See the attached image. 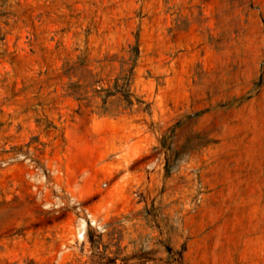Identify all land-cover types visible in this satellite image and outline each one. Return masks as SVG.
Wrapping results in <instances>:
<instances>
[{
  "label": "rangeland",
  "instance_id": "374dc122",
  "mask_svg": "<svg viewBox=\"0 0 264 264\" xmlns=\"http://www.w3.org/2000/svg\"><path fill=\"white\" fill-rule=\"evenodd\" d=\"M0 264H264V0H0Z\"/></svg>",
  "mask_w": 264,
  "mask_h": 264
}]
</instances>
